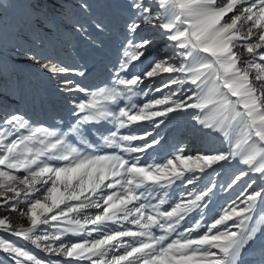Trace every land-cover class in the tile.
<instances>
[{
    "label": "snow or ice",
    "instance_id": "obj_1",
    "mask_svg": "<svg viewBox=\"0 0 264 264\" xmlns=\"http://www.w3.org/2000/svg\"><path fill=\"white\" fill-rule=\"evenodd\" d=\"M29 7L18 38L27 27L42 47V34L67 26L64 0ZM121 7L123 39L100 84L83 83L86 66L25 50L64 77L66 117L35 124L0 100V208L28 221L2 216L0 232L63 259L3 236L0 252L12 264H264V0ZM72 30L87 36L83 23ZM18 88L4 80L0 96ZM177 114L202 149L165 145L156 130ZM153 148L165 162L143 163Z\"/></svg>",
    "mask_w": 264,
    "mask_h": 264
},
{
    "label": "bare ground",
    "instance_id": "obj_2",
    "mask_svg": "<svg viewBox=\"0 0 264 264\" xmlns=\"http://www.w3.org/2000/svg\"><path fill=\"white\" fill-rule=\"evenodd\" d=\"M11 8L14 11L13 13H11L13 19H17L20 24L27 19L28 15H23L21 13V10H19L20 8L10 6V9ZM46 8L48 11H59V9L53 8L51 6H46ZM70 9H72V5L67 0H65L64 10L69 13ZM111 11V15L109 16V24L113 25L111 27L114 29V32L117 35L119 34V36H123L120 18L118 17L114 9H112ZM67 16L64 18V21L67 20ZM66 28L60 27L58 30H54L52 34H42L43 46L41 47L40 42L38 41L35 44L32 43L33 38L31 37V32L27 27H25L23 32L20 34L22 38H18L17 34L14 35L12 33L10 35L12 37L11 41L12 43H14L16 51L17 48H19L20 46L22 48L21 50L19 49V52H17L18 55L16 56L12 54L8 56H3L2 53H0V73L2 75V77H0V82L4 80L15 82L12 78V75L4 73L8 68L11 67V62H15L16 64L21 66L22 69V73L19 75L17 74V78L19 79V83L17 82L19 84V88L15 90H10L6 95L0 96V100H2L5 104L10 105L11 107L17 108L21 112L26 113L27 116L31 119V121L37 124L45 123L48 125H52L55 123L56 119H59L62 116L66 117L67 113L65 111V97L59 91V82L64 77L53 75L50 72L44 70L43 68H41L39 63L28 60L25 57L24 52L27 48L31 47L34 52H39L41 56L48 57L53 62L62 63L66 66H73L74 62L76 61L74 50L66 46V43L64 41L67 37L71 36L72 32L74 34L77 32H74L72 29H70L72 32H69L68 34V30ZM65 30L67 31L65 32ZM43 62L44 61H41V63ZM96 71L97 70L91 72L92 74H89L84 79L83 83L88 86H92L95 82L99 83L100 81L105 79L103 74V68L100 71L98 69L99 72ZM29 72L35 74L36 77L31 78ZM68 78L71 79L72 77ZM179 115L180 114L174 115L172 120L169 122V124L174 123L176 125L173 124L174 126L167 130V132H165L161 136L165 145H169L179 141L187 142L188 147L192 152L202 149L204 145L199 138H191L188 136L187 119L182 120H185V122H177V120L179 119ZM159 130L160 129H157L156 132H158ZM160 133H158V135ZM159 149L160 148L150 149L145 154V159L143 163H150L153 161V159H155V162L157 163L165 162L169 154L165 151V154H163V156L160 154L158 155ZM174 196H178V193H174ZM163 207L167 209L169 205H164ZM23 220H25L24 225L22 223ZM27 224L28 221L25 218L21 217L18 218L17 224L15 225L25 226ZM157 234L159 233L157 232ZM14 238L16 237L13 236V239ZM78 239L80 238L71 235L67 237L68 241H75ZM20 242L41 259H63L62 257L58 258L56 256L49 257V255L44 251L35 248L31 244V242H26L21 239Z\"/></svg>",
    "mask_w": 264,
    "mask_h": 264
},
{
    "label": "rangeland",
    "instance_id": "obj_3",
    "mask_svg": "<svg viewBox=\"0 0 264 264\" xmlns=\"http://www.w3.org/2000/svg\"><path fill=\"white\" fill-rule=\"evenodd\" d=\"M67 1L72 5V9H70L68 13L67 20L64 21L65 25L67 26L62 25L61 27L62 28L67 27L66 29L68 31L65 30V32L67 31L68 34L69 32L70 33L72 32L70 29H72V25L75 24L76 22L83 23L87 27V36H83L79 33L74 34L72 32L71 36L67 37L64 41L66 43V46L74 50L75 58H76L74 65L86 66L84 70L88 72V75L92 74L91 72H94L95 70H97L96 72H99L103 68L104 70L103 74L104 77L106 78L105 65H109L110 62L115 61L120 41L123 39V36H119V34L117 35L114 32V29L111 27L113 25L109 24L110 21L109 16L111 15L112 12L111 10L114 9L118 17L120 18L121 28H122L123 13L121 6L123 4V0H67ZM30 3L31 0H0V53H2L3 56H8L12 54L17 56L18 55L17 52H19V49L20 50L22 49L20 46L19 48H17L16 51L14 47V43H12L11 41L12 37L10 35L12 33L14 35L17 34V26L20 25V23L17 19H13L11 13H13L14 11L12 10V8L10 9V6L15 8H20L19 10H21V13L27 16L31 12V8L29 7ZM80 3H86L88 6L87 9L82 10L79 7ZM93 20L103 22L105 27L102 32L97 31L92 26L90 22ZM93 41L96 42L95 45L93 44ZM15 64H16L15 62H11V67L8 68L4 73L12 75L13 80L16 83L17 82L19 83L17 74L18 75L21 74L22 69L21 66ZM29 75L31 78L36 77L35 74H32V72L31 73L29 72ZM0 77H2L1 73H0ZM104 80L105 79H103L102 81ZM100 82L99 83L95 82L92 86L100 84ZM144 87H147V84H145ZM135 102L138 104H142L143 102H145L144 97L143 96L138 97ZM183 119H187V117H185L183 114H180L177 122L180 123ZM57 120L58 119H56V121ZM182 122H185V120ZM173 124L174 123H170V124L167 123L166 125L162 126L160 130L157 132L160 133L161 131V133L159 134L160 137L162 136V134L167 132V130H169L174 125H176ZM127 131L128 130L125 129L124 132ZM159 154L163 156V154H165V151L162 148H160L158 155ZM2 216H10L13 226H17L15 224H17L18 218H21V216L17 213H11L8 210L0 208V217ZM24 221L25 220H23L22 222L23 225L25 224ZM0 236L5 237L7 240L15 241L17 245L25 246L20 242L19 238L16 237L13 239V236L9 235L8 233L0 232ZM0 261H3V264H12V262L8 260L5 254H3L2 252H0Z\"/></svg>",
    "mask_w": 264,
    "mask_h": 264
}]
</instances>
